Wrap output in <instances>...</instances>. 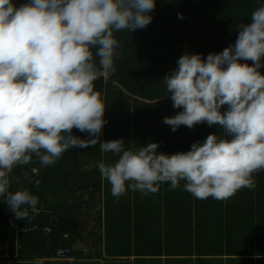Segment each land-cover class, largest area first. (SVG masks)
<instances>
[{
    "label": "clouds",
    "instance_id": "obj_1",
    "mask_svg": "<svg viewBox=\"0 0 264 264\" xmlns=\"http://www.w3.org/2000/svg\"><path fill=\"white\" fill-rule=\"evenodd\" d=\"M157 0H0V201L15 218L29 217L39 203L22 180L39 187L17 167L56 164L70 148L111 153L98 163L112 196L157 193L162 184L181 186L193 197L227 200L254 189L264 170V3L238 25L235 43L223 51L184 53L164 76L172 107L182 109L163 123L174 132L206 122L223 129L167 154L151 140L126 148L125 140H101L105 100L95 82L116 71L123 53L116 32H134L153 20ZM183 19L184 13H178ZM227 106L225 110H222ZM73 129L87 133L82 139ZM33 171H35L33 169ZM259 258V257H257Z\"/></svg>",
    "mask_w": 264,
    "mask_h": 264
},
{
    "label": "trees",
    "instance_id": "obj_2",
    "mask_svg": "<svg viewBox=\"0 0 264 264\" xmlns=\"http://www.w3.org/2000/svg\"><path fill=\"white\" fill-rule=\"evenodd\" d=\"M25 2L20 0L17 6ZM261 3L264 0H157L154 18L148 26L132 33L116 32L118 51L123 55L115 62L112 78L95 82L102 98L114 89L110 98L116 104L110 105L106 114L105 131L109 140L131 141V112H125L131 106L130 101L150 104L167 100L170 94L166 95L162 80L177 67L179 57L186 52L203 53L206 57L223 51L235 43L238 25L250 23L251 13ZM181 12L183 19L177 15ZM181 127L174 132L171 128L167 130L164 149L167 154L188 151L193 143L209 134L223 135V129L208 126L206 122L193 128ZM73 134L83 138L86 133L73 129ZM103 136L104 128L101 140ZM125 146L133 148L129 143ZM104 156L98 143L95 147L70 148L56 164L47 168L34 162L14 169L13 177L22 178L28 172L33 179H40L39 187L22 180L20 184L13 183L11 189L28 188L39 203L34 212L29 209L28 219H16L9 215L7 203L0 201V260H64L74 256L78 243L82 246L103 244L101 233L87 235L86 231L91 226V218L100 223V231L102 227V220L95 219L92 212H97L98 203L102 202L104 179L98 169L89 170L87 166L89 162L102 161ZM166 195L169 197L168 191ZM61 249H70L71 253L63 258L59 254Z\"/></svg>",
    "mask_w": 264,
    "mask_h": 264
},
{
    "label": "crops",
    "instance_id": "obj_3",
    "mask_svg": "<svg viewBox=\"0 0 264 264\" xmlns=\"http://www.w3.org/2000/svg\"><path fill=\"white\" fill-rule=\"evenodd\" d=\"M111 92L103 98L106 108L116 104ZM130 103L125 112H131V141L125 144L139 148L153 140L167 153L170 126L163 119L182 109L172 107L170 96L159 103ZM106 114L107 109L105 118ZM105 126L106 141L110 136H106ZM87 138L86 133L82 139ZM115 159L105 153L103 161ZM98 163L89 162L87 167L97 170ZM254 179V189L243 188L227 200L197 199L183 190L184 181L174 190L170 184H162V195L159 191L149 195L128 191L116 198L104 179L102 202L92 212L95 219L102 220L101 231L93 218L86 231L87 235L101 233L103 244L78 243L74 256L64 260L10 258L0 264H264V170L255 173Z\"/></svg>",
    "mask_w": 264,
    "mask_h": 264
},
{
    "label": "built area",
    "instance_id": "obj_4",
    "mask_svg": "<svg viewBox=\"0 0 264 264\" xmlns=\"http://www.w3.org/2000/svg\"><path fill=\"white\" fill-rule=\"evenodd\" d=\"M19 2H20V0H16L17 5L19 4ZM113 75H114V73H112L111 75H109L108 77H106V80H109L110 78H112ZM9 215L15 216V214L12 211H9ZM48 231H50V229H48ZM70 253H71V250L70 249H61L59 251L60 256L63 257V258H66Z\"/></svg>",
    "mask_w": 264,
    "mask_h": 264
},
{
    "label": "rangeland",
    "instance_id": "obj_5",
    "mask_svg": "<svg viewBox=\"0 0 264 264\" xmlns=\"http://www.w3.org/2000/svg\"><path fill=\"white\" fill-rule=\"evenodd\" d=\"M93 163V162H92ZM91 167H94V166H91ZM97 225H99V224H97Z\"/></svg>",
    "mask_w": 264,
    "mask_h": 264
}]
</instances>
